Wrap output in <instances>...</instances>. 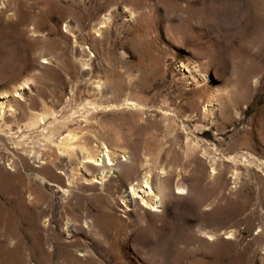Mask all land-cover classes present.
<instances>
[{
	"label": "rangeland",
	"instance_id": "obj_1",
	"mask_svg": "<svg viewBox=\"0 0 264 264\" xmlns=\"http://www.w3.org/2000/svg\"><path fill=\"white\" fill-rule=\"evenodd\" d=\"M0 264H264V0H0Z\"/></svg>",
	"mask_w": 264,
	"mask_h": 264
},
{
	"label": "bare ground",
	"instance_id": "obj_2",
	"mask_svg": "<svg viewBox=\"0 0 264 264\" xmlns=\"http://www.w3.org/2000/svg\"><path fill=\"white\" fill-rule=\"evenodd\" d=\"M71 137V136H70ZM64 143V146H65V149H66V151H68V152H70V154L72 153H74L75 151H76V149L72 146V142H71V138H66L64 141H63ZM106 146V145H105ZM60 149V148H59ZM108 149V148H107ZM108 151V150H107ZM80 159H87V161L88 162H95L96 164L95 165H101L102 164V162H98V161H100V158H98V159H95L94 158V155L92 154V152L89 150V149H87V148H85V147H81L80 148ZM38 156V158L40 159L41 158V156L40 155H37ZM107 156H108V153H107ZM77 157V156H76ZM78 158V157H77ZM109 160H110V158H109ZM108 160V161H109ZM85 164L84 162H80V164ZM108 164H112V163H108ZM78 165V164H77ZM60 172L61 173H63V174H66L65 173V171H61L60 170ZM70 174V173H69ZM69 176V175H68ZM145 180H144V183H145V187H144V191H146L147 189L148 190H150V191H152V186L150 185V182H149V177H147V178H144ZM93 181H97L96 179H94ZM131 188H132V190H136V186H134V185H132L131 186ZM152 193V192H151ZM149 194H150V192H149ZM177 194H179V193H177ZM149 197V201H151L152 203H153V206L157 203H159L160 201H159V199H157L156 198V196H152V195H149L148 196ZM143 199V198H142ZM150 203V202H149ZM157 204H156V207H157ZM155 208V207H154ZM154 210V209H153Z\"/></svg>",
	"mask_w": 264,
	"mask_h": 264
}]
</instances>
